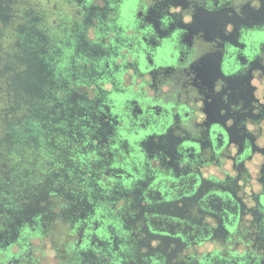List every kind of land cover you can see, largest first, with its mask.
<instances>
[{
    "label": "clouds",
    "instance_id": "clouds-1",
    "mask_svg": "<svg viewBox=\"0 0 264 264\" xmlns=\"http://www.w3.org/2000/svg\"><path fill=\"white\" fill-rule=\"evenodd\" d=\"M262 197L264 0H0V264H264Z\"/></svg>",
    "mask_w": 264,
    "mask_h": 264
},
{
    "label": "flooded vegetation",
    "instance_id": "flooded-vegetation-1",
    "mask_svg": "<svg viewBox=\"0 0 264 264\" xmlns=\"http://www.w3.org/2000/svg\"><path fill=\"white\" fill-rule=\"evenodd\" d=\"M253 17L257 14L250 13ZM222 23V14L210 15L207 13H199L195 18V23L192 26V30L195 31L199 28H204L206 34L211 36L217 33L218 26ZM198 77L202 80L204 84H207L211 88L212 81L215 76L218 74L216 68V60L214 57H206L202 60L200 66L196 67ZM240 81H230V85L235 89L240 87ZM219 104V97H214L213 103L207 105L210 116L216 118V110ZM264 199V197H262Z\"/></svg>",
    "mask_w": 264,
    "mask_h": 264
}]
</instances>
